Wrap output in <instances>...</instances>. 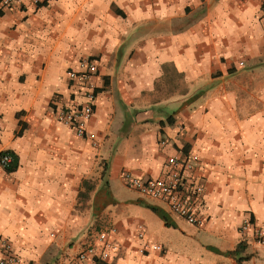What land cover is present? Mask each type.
Returning a JSON list of instances; mask_svg holds the SVG:
<instances>
[{
  "label": "crops",
  "instance_id": "0c3cea01",
  "mask_svg": "<svg viewBox=\"0 0 264 264\" xmlns=\"http://www.w3.org/2000/svg\"><path fill=\"white\" fill-rule=\"evenodd\" d=\"M86 58L98 66L88 82L70 74ZM89 102L98 148L59 114ZM1 152L18 164L0 168V240L23 264H69L90 243L99 253L102 232L119 249L92 264H264L240 232L247 217L264 228V0L0 8ZM188 153L200 157L185 187L204 188L201 226L124 178L169 177V159Z\"/></svg>",
  "mask_w": 264,
  "mask_h": 264
},
{
  "label": "built area",
  "instance_id": "2783aa9c",
  "mask_svg": "<svg viewBox=\"0 0 264 264\" xmlns=\"http://www.w3.org/2000/svg\"><path fill=\"white\" fill-rule=\"evenodd\" d=\"M22 2L23 0H0V8L4 10L12 9ZM32 2L38 4L39 0H32ZM240 65H244V62H240ZM97 70L96 61L86 58L81 61L80 68L72 70L70 74L74 78L88 82L97 73ZM89 88L90 92L87 96L92 101L96 85L90 83ZM59 114L65 124L72 125L75 128V132L79 137L97 144V135L89 129V123L95 114L91 102L62 108ZM161 143L165 145L167 141L162 140ZM199 160L200 157L196 153H188L183 159H179L178 157L170 158L169 163L174 165L176 169L166 178L144 179L131 172H126L124 178L129 187L149 198L163 200L172 212L185 218L191 224L201 226L204 224V220L197 216L198 207L194 203V200H198L200 207L204 206V188L200 184H192L189 188L185 187V174L194 169ZM12 162V154L9 152L0 153V168L10 167ZM249 230L253 232L256 241L264 247V228L253 222L252 218L247 217L240 227V232L243 234ZM111 231L115 233L117 229L113 227ZM108 234L109 232H102L99 235V240L103 242V248L99 253L94 244H86L69 264H92V262L98 260L103 262L108 261L112 253L119 249V246L115 242L108 240ZM145 234L144 227L140 226L139 237L143 239ZM0 244L3 248L0 255V264H23L21 257L14 252L12 244L7 239L2 238ZM149 248L163 251L161 244H151L146 241L144 249Z\"/></svg>",
  "mask_w": 264,
  "mask_h": 264
},
{
  "label": "trees",
  "instance_id": "16d2710c",
  "mask_svg": "<svg viewBox=\"0 0 264 264\" xmlns=\"http://www.w3.org/2000/svg\"><path fill=\"white\" fill-rule=\"evenodd\" d=\"M171 121V120H170ZM17 159L15 158V157H13V162H12V164L10 165L11 167H8V170H15L16 169V167H17ZM241 247H242V245H240V247H239V249L238 250H236V251H230L229 252V254L231 255V256H235V255H237L239 252H240V249H241Z\"/></svg>",
  "mask_w": 264,
  "mask_h": 264
},
{
  "label": "rangeland",
  "instance_id": "374dc122",
  "mask_svg": "<svg viewBox=\"0 0 264 264\" xmlns=\"http://www.w3.org/2000/svg\"><path fill=\"white\" fill-rule=\"evenodd\" d=\"M90 142H91V141H90ZM91 143H92V142H91ZM99 145H100V140H99V139L97 140V144L92 143V146H93L94 148H98Z\"/></svg>",
  "mask_w": 264,
  "mask_h": 264
}]
</instances>
